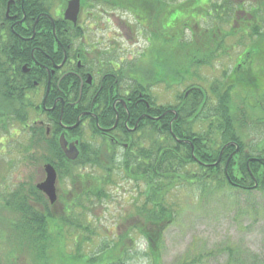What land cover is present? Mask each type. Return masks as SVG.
I'll list each match as a JSON object with an SVG mask.
<instances>
[{
	"label": "trees",
	"instance_id": "1",
	"mask_svg": "<svg viewBox=\"0 0 264 264\" xmlns=\"http://www.w3.org/2000/svg\"><path fill=\"white\" fill-rule=\"evenodd\" d=\"M110 1L124 6L135 4V0ZM142 1L146 5L150 2ZM163 1L158 0L157 4H164ZM256 2L252 7L254 23L239 31L233 27V0L179 3V10L193 12L182 25V31L191 32L190 39L184 40L177 32L178 20L172 35L158 30L159 44H164L157 47L158 63L165 64L167 58L171 59L172 74L178 70L173 75L177 82L186 79L187 72L197 73L203 67L217 64L221 66V77L205 80V84L198 81L200 89L188 99L182 97L179 119L173 124L172 134L168 128L143 131L137 146L133 145L121 162L87 143L76 162L65 165L62 160L60 164L64 166L57 167L58 171H67L75 177L76 215H71L70 207L64 216L51 212L48 207L44 221L39 224L29 225L22 219L10 234L18 250L30 249L39 264H61V260L67 262L64 264H129L140 255L147 264H163L165 232L182 214V201L178 204L173 198L181 190L191 192L199 203L228 198L238 214L243 213L244 202L252 203L253 207L245 213L253 211L264 221V208H258L255 198L256 193L264 195V162L254 160L264 159V110H248L247 96H241L240 91L239 95L235 93L232 67L233 44L243 46L264 40V0ZM46 6L49 11L48 2ZM223 26L229 31L223 30ZM230 39L232 43L228 44ZM234 98L240 99L241 104H236ZM173 134L179 140L191 141L195 156L204 164L216 163L228 143H238L241 150L227 171L226 163L233 146L225 149L218 165L204 166L193 158L192 146L178 142ZM254 179L258 182L256 189ZM120 181L132 187L133 210L116 227L114 239L103 241V246L93 250L98 227L90 220L91 214L113 200V189H118ZM67 200L70 202V193ZM73 228L78 235L74 263L65 251L59 256L54 251L59 234L70 233ZM142 242L147 246L144 254L138 253ZM202 251L182 257L175 264H210L212 257H223V264H264V254H256L235 243L222 246L217 253Z\"/></svg>",
	"mask_w": 264,
	"mask_h": 264
},
{
	"label": "flooded vegetation",
	"instance_id": "2",
	"mask_svg": "<svg viewBox=\"0 0 264 264\" xmlns=\"http://www.w3.org/2000/svg\"><path fill=\"white\" fill-rule=\"evenodd\" d=\"M62 1L0 0V153L20 155L23 166L17 176L21 180L9 183V171L0 160V211L29 225L43 222L50 206L38 188L47 179L46 166L56 169L55 164L68 161L61 155L62 134L69 143L79 141L81 151L88 141L103 145L115 158L130 151L143 131L170 128L177 110L171 90L159 93L156 82L142 88L121 64L111 65L104 39L97 37L106 12L83 9L73 24L65 20ZM246 12L235 17L248 18ZM114 16L118 25L125 24ZM172 22L169 16L167 30ZM141 25L137 13L129 40L138 42ZM244 79L264 94V76ZM56 172L58 201L51 210L64 216L70 207L76 215L73 178L69 172ZM69 239L74 246L76 235Z\"/></svg>",
	"mask_w": 264,
	"mask_h": 264
},
{
	"label": "rangeland",
	"instance_id": "3",
	"mask_svg": "<svg viewBox=\"0 0 264 264\" xmlns=\"http://www.w3.org/2000/svg\"><path fill=\"white\" fill-rule=\"evenodd\" d=\"M176 7L179 6L174 3V10ZM95 8L96 11L102 12L101 10H103L106 12L102 16L105 23L104 30L97 31V37L104 39L106 47L118 48L117 53L122 59L135 61L140 58L144 49H146V39L139 34V40L136 38L138 43L132 44L125 37L129 31L123 29V27L122 30L120 25L118 28L116 25L117 22L115 23L114 19L110 18H112V15H115L114 17L116 18L118 17L123 21L134 24L133 20H131L123 10L121 12L120 9L102 6L100 3L97 4ZM174 17L177 18L178 16L174 15ZM230 43H232L231 39L228 40V44ZM154 55H158L157 51L154 52ZM216 66H218V64ZM218 67L219 69L216 70L205 68L203 70L205 74L204 77L212 79L213 76L220 75L221 69L220 66ZM161 71L164 75L172 74L170 65L166 61L165 64H162ZM177 73L178 70L174 71L172 75L176 76ZM187 74L188 76H185V78L186 80H190L195 75V72H187ZM158 92L165 93L166 90L164 87H160ZM163 100L165 99L163 98ZM234 101L237 102V98H234ZM7 156V154L0 153V158L9 159L10 156L9 158H7ZM12 158L16 164L13 171L8 175L9 179H7V181L9 183L20 181L21 179L17 176L23 169L21 156L13 155ZM120 184L118 189L117 187L113 189V200L106 202L104 208H99L97 213L94 214L93 220L96 221L95 223L100 224L102 228L100 231L101 235L97 236L98 238L94 243L97 244L96 248L103 246V241L114 239L117 235L115 231L116 227L123 222L125 219L124 216L133 210L132 187L123 181H120ZM2 196L3 195L0 194V201ZM173 198L178 204L181 201L185 203L183 208L184 211L177 222L171 225L165 232V246L161 255L163 264H175L180 258L189 254L200 253L202 250H219L228 243L238 244L256 254H264V221L253 211L245 213L253 207L252 203L244 202L242 206L243 213L238 214L237 210L231 207L228 198L225 197H219L215 200H204L202 203H198V200L191 192L181 190L176 192ZM255 198L259 204L258 208L260 210L264 208V195L256 193ZM130 202L131 204H129ZM95 217L99 219L96 220ZM0 218H4V214L1 211ZM3 224L5 225L4 227L0 221V229L3 231L8 230L9 227L12 226V222L7 216ZM104 236H107V239H103ZM11 245H14L13 250L15 251L17 246L15 243L9 242L8 237H6L5 242L0 241V258L6 257L8 253L12 251ZM146 249V244L142 242L141 247L137 250L139 251L138 253L144 254ZM65 250H69V246H62L61 240H59L56 247L57 256L61 255ZM93 250H95V247H93ZM22 254L24 256H21ZM23 258H26L27 264L28 261L30 264L37 263L33 253L28 251L17 254L14 259L19 260V264H23ZM144 259L145 258L140 255V257L133 258L129 264H147V261L145 262ZM2 261L4 263V259H2ZM224 261L225 259L223 257H212L210 259V264H223ZM64 263L67 262L61 260V264ZM5 264H10L9 259Z\"/></svg>",
	"mask_w": 264,
	"mask_h": 264
},
{
	"label": "water",
	"instance_id": "4",
	"mask_svg": "<svg viewBox=\"0 0 264 264\" xmlns=\"http://www.w3.org/2000/svg\"><path fill=\"white\" fill-rule=\"evenodd\" d=\"M80 7H81L80 0L70 1L67 11L65 13L66 19L76 22L79 12H80ZM61 145L69 159L71 160L77 159L79 155V151L76 147V144L70 145V148L68 149L67 142L65 141L64 136H62ZM238 151L239 149L237 150V152ZM46 170L48 173L47 180L43 184H41L39 188L46 193L51 203H55L57 200L56 188H55L56 178H57L56 171L50 165L47 166Z\"/></svg>",
	"mask_w": 264,
	"mask_h": 264
}]
</instances>
